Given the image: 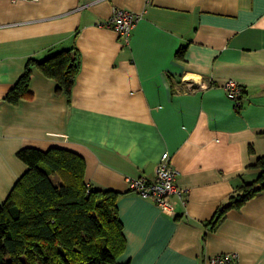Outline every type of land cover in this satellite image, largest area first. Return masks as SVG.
Wrapping results in <instances>:
<instances>
[{"label": "crops", "instance_id": "0c3cea01", "mask_svg": "<svg viewBox=\"0 0 264 264\" xmlns=\"http://www.w3.org/2000/svg\"><path fill=\"white\" fill-rule=\"evenodd\" d=\"M117 8L140 14L127 41L106 23ZM70 48L69 97L34 65L30 97L5 99L30 58ZM228 79L245 90L239 106ZM52 146L83 157L87 183L120 193L117 264L222 253L264 264V193L209 224L264 156V0H0V203L27 170L17 152ZM165 153L187 189L173 216L128 185L153 179Z\"/></svg>", "mask_w": 264, "mask_h": 264}, {"label": "trees", "instance_id": "16d2710c", "mask_svg": "<svg viewBox=\"0 0 264 264\" xmlns=\"http://www.w3.org/2000/svg\"><path fill=\"white\" fill-rule=\"evenodd\" d=\"M184 51L182 47L176 57L182 59ZM34 65L56 81V92L70 96L78 70L75 48L41 61L30 58L6 100L30 97ZM17 156L27 170L0 203V264H117L126 244L116 204L120 193L87 183L84 159L70 149L24 147ZM248 167L257 171L256 177L242 181L219 206L211 229L228 210L264 193V156Z\"/></svg>", "mask_w": 264, "mask_h": 264}, {"label": "built area", "instance_id": "2783aa9c", "mask_svg": "<svg viewBox=\"0 0 264 264\" xmlns=\"http://www.w3.org/2000/svg\"><path fill=\"white\" fill-rule=\"evenodd\" d=\"M140 18L139 13L128 9L117 8L107 24L114 28L118 35L128 40L132 29ZM223 87L227 96L236 105H240L243 86L233 79L224 82ZM129 189L138 195L151 199L164 213L175 214L174 198L185 203L187 189L178 185L177 170L171 164L168 155L163 154L155 170V177L148 179L144 176L128 178ZM236 258L234 253H222L210 256L208 264H231Z\"/></svg>", "mask_w": 264, "mask_h": 264}, {"label": "rangeland", "instance_id": "374dc122", "mask_svg": "<svg viewBox=\"0 0 264 264\" xmlns=\"http://www.w3.org/2000/svg\"><path fill=\"white\" fill-rule=\"evenodd\" d=\"M53 180H54V181H57V178H56V177H53Z\"/></svg>", "mask_w": 264, "mask_h": 264}]
</instances>
